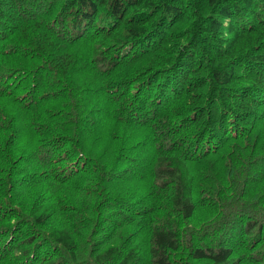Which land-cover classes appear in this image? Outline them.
I'll list each match as a JSON object with an SVG mask.
<instances>
[{
  "label": "trees",
  "instance_id": "1",
  "mask_svg": "<svg viewBox=\"0 0 264 264\" xmlns=\"http://www.w3.org/2000/svg\"><path fill=\"white\" fill-rule=\"evenodd\" d=\"M0 264H264V0H0Z\"/></svg>",
  "mask_w": 264,
  "mask_h": 264
}]
</instances>
